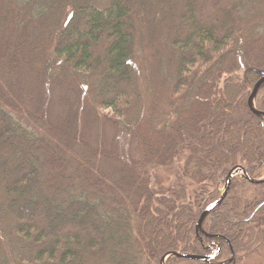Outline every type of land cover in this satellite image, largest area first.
I'll list each match as a JSON object with an SVG mask.
<instances>
[{
	"label": "trees",
	"instance_id": "obj_1",
	"mask_svg": "<svg viewBox=\"0 0 264 264\" xmlns=\"http://www.w3.org/2000/svg\"><path fill=\"white\" fill-rule=\"evenodd\" d=\"M263 75L264 0H0V264H264V183L196 227L264 178Z\"/></svg>",
	"mask_w": 264,
	"mask_h": 264
},
{
	"label": "water",
	"instance_id": "obj_2",
	"mask_svg": "<svg viewBox=\"0 0 264 264\" xmlns=\"http://www.w3.org/2000/svg\"><path fill=\"white\" fill-rule=\"evenodd\" d=\"M262 85H264V75L254 86V89L248 98V105H249L251 111L255 115H258V116L264 118V112L257 110L254 106V99H255L256 95L258 94ZM237 176H240L243 179L250 181L252 184L258 185V184L264 183V178L260 179V180L252 179L242 166H238V167H235L234 169H232L227 176L225 188H224V191L222 192L220 198L218 200L214 201L213 203H211L210 205H208V207L203 211V213H202V215H201V217L197 223V230L198 231L202 228V224H203L205 218L207 217V215L212 210H214L216 207L220 206L223 203L224 199L226 198L227 194L230 191L233 179ZM216 247H217V251L219 252L220 247L219 246H216ZM212 248L213 247H211V246L206 247V249H208V250H211ZM216 256H217V253H214V254L209 255V256H199V255H191V254H182V253H178V252H169L162 257L161 264H167V261L173 257L210 262Z\"/></svg>",
	"mask_w": 264,
	"mask_h": 264
},
{
	"label": "rangeland",
	"instance_id": "obj_3",
	"mask_svg": "<svg viewBox=\"0 0 264 264\" xmlns=\"http://www.w3.org/2000/svg\"><path fill=\"white\" fill-rule=\"evenodd\" d=\"M241 76L244 77L243 74H241ZM48 84H49V83H48ZM50 90H51V91H50V95H52L53 93H55L56 98H57V96H59L60 98L64 96L63 93L61 92L62 90L59 91V89H58V90L56 91L57 93L55 92V89H54V88H51ZM6 98H8V97H6ZM6 98H5V99H6ZM255 98H256V97H255ZM254 101H255V99H254ZM53 102H54V101H53ZM54 103H55V102H54ZM56 103H57V102H56ZM57 104L59 105V109L56 108V106H55L56 104H52V105H53V107H52V113H53V116H54V117H57V118H62L63 113H62V111H61V110H62L61 105H60L59 103H57ZM50 108H51V107H49V113H50V111H51ZM23 117H24L23 120H24V121L26 122V124H27V123H28V118H27L26 116H24V113H23ZM28 124H29V123H28ZM81 131H82V129H81ZM98 134H99V132H98ZM253 141H254V140H253ZM118 142H119V144H121V146H122L121 148H122V149H124V150H125V149H126V150L128 149V140L126 139V136H125V137H124V136H123V137L121 136V141H118ZM11 143H13V145H15V143H14L13 141H11ZM253 145H255V146L257 145L256 140L253 142ZM132 148H134V145H133V144L131 145V152L133 153V149H132ZM127 151H128V150H127ZM120 152H121V150H120ZM67 155H68L69 158H71V155H70L68 152H67ZM122 155H123V154H122ZM124 155H125V153H124ZM79 157H81V156H79ZM7 166H12V165H11V163L9 162V163H7ZM237 177H240V176H237ZM259 180H260V179H259ZM224 188H225V185L222 186V187L219 189L220 194H222V192L224 191ZM220 196H221V195H220ZM196 227H197V226H196ZM253 227H254V226H253ZM166 228H167L168 230H170V226L165 227V229H166ZM84 229H85V228H84ZM167 229H166V230H167ZM74 232H75V231H74ZM84 232H85V230H83V231H81V230H80V231H76L77 234H83ZM160 235H164V236H166V233L162 232ZM147 238H150V239H151L152 237H147ZM216 250H217V247H214V248L212 249V251L210 250V251H211V254H210V255H212V253L215 252ZM255 259H256V258H255ZM255 259H253V260H255Z\"/></svg>",
	"mask_w": 264,
	"mask_h": 264
},
{
	"label": "flooded vegetation",
	"instance_id": "obj_4",
	"mask_svg": "<svg viewBox=\"0 0 264 264\" xmlns=\"http://www.w3.org/2000/svg\"><path fill=\"white\" fill-rule=\"evenodd\" d=\"M211 247H216V246H219V245H217V244H212V245H210ZM209 246V247H210Z\"/></svg>",
	"mask_w": 264,
	"mask_h": 264
}]
</instances>
